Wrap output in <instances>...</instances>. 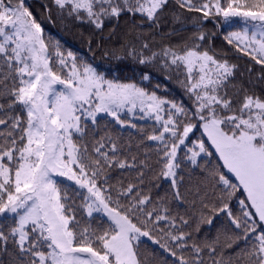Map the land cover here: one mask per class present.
<instances>
[{
    "label": "snow or ice",
    "instance_id": "6c2138e0",
    "mask_svg": "<svg viewBox=\"0 0 264 264\" xmlns=\"http://www.w3.org/2000/svg\"><path fill=\"white\" fill-rule=\"evenodd\" d=\"M45 10L50 23L55 10L61 21L98 32L124 15L159 28L169 13L176 22L179 10L198 14L189 17L193 35L182 50L142 42L127 53L146 68L159 62L176 72L191 103L150 89V72L140 82L109 78L46 34L26 0H0V253L12 264H146V239L175 264H264V94L253 80L245 87L235 79L239 65L218 55L205 31L208 21L225 25L224 42L260 66L255 75L264 83V0H51ZM135 120L151 121V131ZM112 126L154 142V179L168 181L175 213L153 199L159 184L145 187L148 158L138 160ZM196 130L201 138L189 139ZM214 154L222 164L207 179L219 190L216 202L197 190L199 208L193 200V214H181L182 171ZM113 172L121 177L115 184ZM220 214L223 244L219 233L194 235Z\"/></svg>",
    "mask_w": 264,
    "mask_h": 264
},
{
    "label": "trees",
    "instance_id": "16d2710c",
    "mask_svg": "<svg viewBox=\"0 0 264 264\" xmlns=\"http://www.w3.org/2000/svg\"><path fill=\"white\" fill-rule=\"evenodd\" d=\"M30 6V10L33 15L42 23L45 27L46 34H50L55 40H59L62 46L76 53L80 58L86 59L89 63L98 67L101 71L105 72L109 78L118 79L121 82H140L141 73H151L150 89L157 90L158 95L165 96L169 99H175L183 101L186 105H190V101L185 94L184 90L179 84L181 76L174 71L163 70L159 62L152 68H146L145 65H141L136 59L129 56L128 49L130 46L135 47L137 51L141 49L142 42H148L149 47L153 51H159L164 46L176 47L177 51L182 50V45L185 41L190 43L189 38L193 35V22L189 17L196 16V13H187L183 10L181 20L179 22L174 21L172 15L169 13L161 21L159 28H153L148 23H141L140 18L129 17L124 15L117 22L105 23V28L102 32L94 30L90 25L81 24L72 20L61 21L57 18L55 10L52 12V24L48 20V16L45 10V5L51 7V0H30L26 2ZM189 27L185 30L179 31L182 27ZM205 31L212 35L211 45L215 49L216 53L220 56L226 55L232 62L239 65V71L236 74L235 79L242 83L245 87H251L249 80L254 81V90L257 93L264 94V83L256 79V73H258L260 66L248 61L241 54L236 53L227 45L223 40V34L225 32V25L220 24L217 27L211 21L205 24ZM61 34L68 42L74 45L71 46L63 38L59 36ZM89 42L91 50L89 48ZM180 46V47H177ZM144 54L148 55V50H144ZM249 65L252 66V75L250 76L247 69ZM147 84L148 82H144ZM161 87L156 89V85ZM143 132H149L152 128L151 121H134ZM104 129L101 128V134ZM109 133L115 138L118 134L120 136V143L129 144L137 154V158L145 159L147 157V164L149 167L145 169V187L150 185L159 184V187H151V195L154 200L160 199L161 202H167L175 213L177 211L176 202L172 198V189L169 186L168 181L154 179L155 170L159 167L157 161L159 157L156 154V150L153 147L154 142L143 140L141 143L142 133L132 128H119V126H112L109 129ZM202 133L199 130L194 131L191 140L201 138ZM212 150V149H210ZM214 152V150H212ZM182 156V153L180 154ZM180 158V157H178ZM186 163V161H185ZM222 164L219 161L217 155L212 157H201L200 167H193L190 169H184L182 175L184 176L183 186L181 192L185 197V203L179 206V212L186 216H191L192 213V201L196 200V191L199 190L203 195L205 191H208L210 202L215 203V196L219 194L218 188H215L214 181L207 179V170L215 169L217 165ZM225 171L226 169H220ZM113 176L112 183L115 184L121 177L117 172L111 174ZM132 177H124L123 179H131ZM238 197L243 198L241 193L236 194ZM232 207L235 210L237 208L236 199L233 198ZM196 208H199V201L196 200ZM78 217L81 215L77 213ZM83 223V220H82ZM100 223V219L97 218L93 221L95 227ZM192 221L190 220V224ZM227 221L223 217V214L219 216H213L212 224L207 223L200 225V231L198 234L194 233L198 239L215 237L218 233L221 236V243L225 242L223 235L224 226ZM159 238V237H157ZM11 252L12 246L9 245ZM242 247V242H238L233 248L227 249L228 253L236 252L238 248ZM141 256L146 258V264H175L174 259L169 257L158 245L152 244L145 239L144 245L141 247ZM0 264H12V257L9 254L0 253Z\"/></svg>",
    "mask_w": 264,
    "mask_h": 264
},
{
    "label": "water",
    "instance_id": "95a60500",
    "mask_svg": "<svg viewBox=\"0 0 264 264\" xmlns=\"http://www.w3.org/2000/svg\"><path fill=\"white\" fill-rule=\"evenodd\" d=\"M30 0H26V2H29ZM51 25H53L52 23H51ZM192 28L194 27V25L193 26H191ZM187 28H189L188 26L187 27H182V28H180V29H178L179 31H182V30H185V29H187ZM59 36L61 37V38H63L64 39V41H66L68 44H70L71 46H73L74 47V45L73 44H71L70 42H68L61 34H59ZM240 56H242V55H240ZM242 57H244V56H242ZM248 61H250V59L248 58V57H245ZM250 62H252V61H250ZM252 63H254V62H252Z\"/></svg>",
    "mask_w": 264,
    "mask_h": 264
},
{
    "label": "rangeland",
    "instance_id": "374dc122",
    "mask_svg": "<svg viewBox=\"0 0 264 264\" xmlns=\"http://www.w3.org/2000/svg\"><path fill=\"white\" fill-rule=\"evenodd\" d=\"M135 121H148V120H135ZM192 135H193V134H190L189 139H191Z\"/></svg>",
    "mask_w": 264,
    "mask_h": 264
}]
</instances>
